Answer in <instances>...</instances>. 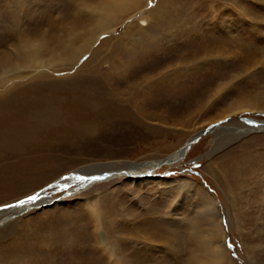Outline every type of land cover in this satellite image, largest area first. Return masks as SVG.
Returning a JSON list of instances; mask_svg holds the SVG:
<instances>
[{
	"label": "rangeland",
	"instance_id": "1",
	"mask_svg": "<svg viewBox=\"0 0 264 264\" xmlns=\"http://www.w3.org/2000/svg\"><path fill=\"white\" fill-rule=\"evenodd\" d=\"M143 3L122 14L71 68L42 71L45 80L58 82V87L46 85L53 93L65 97L69 89L81 87L93 93L91 100L101 104L88 110L94 127L49 128L18 150L0 152V208L75 170L90 168L91 175H78L99 177L75 180L86 183L49 191L47 201L21 212L0 214V251L17 250L15 258L23 260L17 264H114L99 248L104 241L114 246L117 258L121 250L125 264H216L213 247L221 250L222 264H264V128L244 120L264 121V0H165L171 12L162 26L146 16L158 0ZM81 7L76 0H0V51L12 55L23 21L40 24L28 31L29 37L36 33L50 39L52 27L58 31L67 24L81 30L86 23ZM129 25L139 29L131 30L133 36L144 32L135 44L124 35ZM106 37L120 40L103 46ZM118 44L127 51L119 47L114 52ZM181 55L186 56L183 62ZM115 60L118 70L113 71ZM84 62L87 67L78 72ZM96 65L100 83L111 81L117 92L95 87L96 81L89 90L81 84L86 70ZM30 73L22 70L12 84L0 83V104L30 96L24 83L43 80ZM144 75L150 84L137 88ZM82 105L77 112L84 110ZM85 115L74 114L70 126ZM212 124L217 125L201 134ZM178 149L185 150L180 158L161 162ZM151 160L158 162L149 171L125 165ZM93 207L101 225L97 230L86 211ZM64 235L75 239L74 246L82 238L90 241L68 250Z\"/></svg>",
	"mask_w": 264,
	"mask_h": 264
},
{
	"label": "bare ground",
	"instance_id": "2",
	"mask_svg": "<svg viewBox=\"0 0 264 264\" xmlns=\"http://www.w3.org/2000/svg\"><path fill=\"white\" fill-rule=\"evenodd\" d=\"M143 1L144 0H86V1L76 0V6L81 5L82 6L81 9H83L82 12L84 15H82V16L84 17V19L86 21L85 24L84 23L81 24L83 26V28L81 30H78L80 28V26H79V28H75L74 27L75 25L71 26V24L70 25L67 24L69 27L66 29H68V30H66L65 27H61L58 31H55V29L52 27L53 32H51V33L53 35L51 36L50 39H48V38L45 39L43 37L40 38L37 36L38 34H36V33H33L31 37L27 36L28 31L31 32L32 30H35V29H32L33 27H37L38 25H40L37 22L25 23L23 21L22 23H20V27L18 28L17 32H15L17 34H16V36H14L15 42H14V47L11 49L12 55H8V52H6V51H0V83L3 85L6 80H10L8 85L12 84V82H14L15 78L19 77L20 74H18V73H20L22 70L27 71V72H31L30 74H36V75L41 74L43 80H39L36 82L31 81V82L24 83L25 85L23 86V88L26 91H28L29 90L28 87H30V91H29L30 96L29 95H27V97L25 96L23 98V100L20 98L17 100L16 99H9V100L2 102L0 104V152H1V150H4V149H11L10 147H13L12 150H14V149L18 150L17 149L18 145L26 144L28 142L35 141L37 139V137H40V135H41L40 133H42L43 131H45L49 128L56 129L58 131H60V129H67V130L76 129V130L84 131V130H91L94 127V120H93L94 118L93 119L91 118L92 116H90L88 114V110H90V109L94 110L95 108H98L99 106H101V104L96 102V101L94 102L93 99H92L93 100V102H92L90 97L93 96V93H91L90 91H87V89L83 88V87L80 88L82 90H80L79 88L78 89H69L70 94H67L65 97H63V94H60L59 92L53 93L46 88V85L48 84V82H50L49 85L52 84L53 82H55V87H58L59 84L55 80L54 81L45 80V76H43L44 74L42 71L45 69L44 72L53 73L55 70H58L60 67H62V68L68 67L67 66L68 64H70V68H71L73 66V63H75L86 51H88L86 49L91 48L92 44L97 40V38L100 34L106 32V31H109L111 29H114L115 25L118 23L117 22L118 19L122 16V14L128 15L129 13H131L132 11H134V10H132V8L134 6L135 7L138 6V8H141V6H144L145 2L143 3ZM164 2H165V0H158V3L154 9L148 8V10L146 11V16L149 17V23L155 24V26L156 25L162 26V23L164 22V20L166 21V19H168V14H170L171 11L169 10V6H167V7L164 6ZM138 8H136V9L134 8V9L137 10ZM73 9L75 11L74 5H73ZM172 9H174V8H172ZM18 14L19 13L17 12V15ZM71 15H72L71 19H73V20L77 19L76 15H74L73 13H71ZM169 17H170V15H169ZM15 21L18 22L17 20H15ZM73 22H75V21H73ZM166 23L167 22H165V24ZM113 24H115V25H113ZM14 25H15V23H14ZM168 26H169V28L172 29L170 22L168 23ZM132 27H134V26L129 25V28H127V31L125 32L124 35H131V32H132L131 30L136 31L135 33H137V31L139 29L136 30L135 27L132 29ZM154 28L155 27L153 26V29ZM169 28H167V29H169ZM62 29H63V32L61 34ZM39 30L42 33V30L41 29H39ZM49 30L51 31V28ZM159 30H161V29H159ZM141 32H142V30H141ZM141 32L139 35L137 34L138 37L131 35V39H130L131 44H135V42H138L140 40L139 38H141L142 37L141 35L144 34V32H142V33ZM163 32H164V30H163ZM173 32H174V30H173ZM157 34H156V36H157ZM167 36H169V35H167ZM157 37H159V36H157ZM163 37H164V35H163ZM108 38L106 37V38L102 39L101 44L103 46L108 44L109 43L108 41H111L113 39V38L112 39H108ZM144 38H145V36H144ZM148 38H150V37H148ZM198 38H200V36ZM117 39L118 38L113 39L114 41L116 40L115 41L116 44L120 40L119 39L117 41ZM3 41H4V39H3ZM146 41H147V39H146ZM168 41H171V40H168ZM215 41H217V40H215ZM9 43H10V40H9ZM220 43L221 42H219V44ZM139 46H141V45H139ZM207 46L210 47L209 45L206 44L205 48H204L206 50L205 52L208 51ZM217 46H218V44L217 45L213 44V48H217ZM10 47H11V43H10ZM119 47L121 49H124L121 51H124V52L127 51L125 46L118 44L116 49L114 50V52L116 50H118ZM8 50H10V49H8ZM93 51H96V50H93ZM193 52H197V49H196V51H193ZM130 56H131V54H130ZM114 58H115V56H114ZM185 58H186V56L181 55V57L179 56L180 60L179 59L178 60L180 62H183L185 60ZM116 63L117 62L115 60L111 64V66H116ZM87 65H88V63L84 62L77 69L78 72L85 69L84 67L85 66L87 67ZM98 67L99 66L96 65L92 69L86 70V72H87V74L85 75L86 80H84V82H82L81 84L87 85V88L89 90V88L93 89L91 84H93V82L96 81L95 87H97L101 84V90H102V87L105 85V87H103L104 91H106V89H108L110 87L114 91L117 92L119 89L114 87V85L111 83V81H107L105 84L102 83L103 81L100 83L101 78L97 73L98 69H99ZM117 67L118 66L114 67L112 70L113 71L118 70ZM187 68H189V67H187ZM36 69H39V70H36ZM62 70H64V69H62ZM84 73H85V71L82 72V75ZM149 77L144 75L143 78H140L138 80V81H140V83H138V84H141V85L137 86V88H145L146 86H148L151 82L150 81L151 79ZM21 78L25 79L26 74L24 76L21 75L20 79ZM125 80H126V78H125ZM34 83L36 85V88L34 87L35 89H33V86H35ZM75 83H77V82H75ZM134 86H136V85H134ZM47 87L49 88V86H47ZM6 90H8V89H6ZM128 90L131 91L129 88H128ZM111 91H109V92H111ZM129 93L131 95V92H128V94ZM108 94H110V93H108ZM104 95L106 96L107 94H105V92H102L103 97H105ZM9 96H10V93H9ZM17 97H19V96H17ZM94 97H97V95H94ZM106 97H108V96H106ZM4 98H5V96H4ZM102 101H105V100L101 99V102ZM82 102L84 103V105H82L84 107V110H79L77 112L78 107L82 104ZM76 113H84V114L87 113V115H85L84 117H78L76 123L74 125L70 126V124L72 122L71 117ZM253 123L264 128V121H253L252 124ZM50 132H51V130H50ZM55 134H57V133H55ZM57 136H59V135H57ZM193 138H194V136H192L190 138V140L184 144V147H182L180 149L188 148L190 146L189 143H190L191 139H193ZM184 151L179 153V149H178L174 153H172V154L168 155L166 158H164V161H161V162L165 163L166 162L165 160H167V159L169 162L174 161L177 158H180ZM155 162H158V161H153V163H152V160H151V162L147 161V162H143V163H141V162H139V163H126L125 165L128 169L133 170L134 168H138L139 170L143 169V170L149 171L150 169H152L154 167ZM148 163H151V164L148 165ZM152 165H153V167H152ZM237 167H235V168H237ZM118 169H120V168H118ZM82 170H83L82 172L79 169V170L72 171L68 174L62 175L59 178L55 179L50 184L46 185L44 188L35 192V193H40V199L38 201H36L34 203H29V204L23 205V206L0 208V214L8 212V211H13V210L21 212L22 210H25L29 206L32 207L33 205L45 202L48 200L49 191L60 190L62 188V187H57L58 184L59 185L67 184L68 186L71 183L75 184V182H76L75 180H77L75 177L80 176L78 174H82V175L88 174V173H90L89 171H91L93 169L87 168L86 170H84L82 168ZM96 171L97 172L104 171V169H100V170H96ZM83 172H87V173H83ZM91 173H94V172L92 171ZM91 173H90V175H91ZM238 174L239 173H237L235 175H238ZM63 178H66V179H63ZM89 178H91V177H89ZM97 179H99V177H97ZM85 183H86V181H84V182L81 181L75 185L76 186L78 184L84 185ZM49 185H51L52 187H49ZM78 186H80V185H78ZM78 186L76 189H78ZM35 193H33V194H35ZM16 204H17V202L13 203V204H9V205H16ZM204 204L206 205V207H209V205H210L209 202H205V203L203 202V206H204ZM86 211H87V214L89 216L90 225L93 223V226L94 227L96 226L95 229L97 230L98 229L97 226H101V225H98V222H97L98 218H97V213H96L97 212L96 207H93L92 209L86 208ZM95 233H96V231H95ZM64 234H66V233H64ZM37 238H40V237H37ZM95 238H96V236H95ZM91 239L94 240V242H96L97 245H99V243L101 242L100 241L98 243L97 238L95 240L94 236L92 237V235H91ZM64 240L68 246V247L66 246V248H68V250L69 249L75 250L78 245L83 248L84 246H87L88 241H90V240L87 241L85 238H82V240H79V243L77 242L76 246H74L73 240H75V239L73 237H71L70 235L68 237L64 235ZM84 240H85V242H84ZM46 243H47V241L43 240L42 244L44 245ZM89 245H90V243H89ZM101 245H102V247L99 245V248H102L105 251V253H107V255L113 259L114 264H125L124 261H126V260H124L122 254L119 253L121 250L118 251V257L119 258H117L114 254L116 252L114 246H112L111 244H109L108 242H105V241ZM208 247H209V249L212 248V247H210V242H208ZM212 251L218 257L216 264H222L224 257L220 254L221 250L215 249L213 247ZM21 252H24V251L21 250ZM208 252H209V250H208ZM17 253L18 252L15 249L12 252H10L8 250H4L2 252L0 251V264H17L16 262L23 261V260H21V261L17 260L15 258V255ZM67 258H69V257L67 256ZM75 258H77V256H73L71 258L72 263H74L73 261ZM194 258L195 257H193V259ZM206 258H207V256H206ZM201 260H199L198 262L200 263ZM28 261L29 260L27 259L26 263ZM63 262H66V261H63ZM212 263H214V262H212ZM46 264H49L48 261ZM64 264H67V263H64Z\"/></svg>",
	"mask_w": 264,
	"mask_h": 264
},
{
	"label": "snow or ice",
	"instance_id": "3",
	"mask_svg": "<svg viewBox=\"0 0 264 264\" xmlns=\"http://www.w3.org/2000/svg\"><path fill=\"white\" fill-rule=\"evenodd\" d=\"M249 123H252V122L249 121ZM75 178L77 180H85V179H88L86 177H81V176H77ZM63 179H66V178H63ZM91 179H97V178L93 177ZM49 187H52V186L49 185ZM57 187L67 188L68 185L67 184H63V185H59L58 184ZM39 199H40V193H35L33 195L27 196L25 199L19 200L16 205H5L4 207L23 206V205H27L29 203H34V202L38 201ZM229 247H231V245H229Z\"/></svg>",
	"mask_w": 264,
	"mask_h": 264
},
{
	"label": "water",
	"instance_id": "4",
	"mask_svg": "<svg viewBox=\"0 0 264 264\" xmlns=\"http://www.w3.org/2000/svg\"><path fill=\"white\" fill-rule=\"evenodd\" d=\"M244 120L247 121V122H249V121H251V120H252L251 122H253V121H257V120H253V119H249V118H245ZM248 120H249V121H248ZM223 121H224V120L220 121V123L223 122ZM216 125H217V124H212L211 126L205 128V129L201 132V134L207 133V132L209 131V128H210V127L212 128V127H215ZM252 125H256V124L253 123ZM199 137H200L199 135H198V136H194V138L191 139L190 143L196 141Z\"/></svg>",
	"mask_w": 264,
	"mask_h": 264
}]
</instances>
